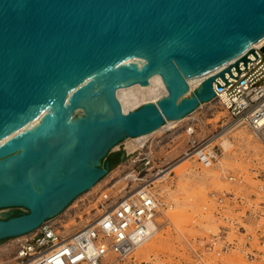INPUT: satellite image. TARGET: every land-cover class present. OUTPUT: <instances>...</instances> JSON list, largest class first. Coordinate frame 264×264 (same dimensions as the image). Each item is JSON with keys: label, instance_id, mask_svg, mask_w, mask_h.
Instances as JSON below:
<instances>
[{"label": "water", "instance_id": "obj_1", "mask_svg": "<svg viewBox=\"0 0 264 264\" xmlns=\"http://www.w3.org/2000/svg\"><path fill=\"white\" fill-rule=\"evenodd\" d=\"M263 35L264 0H0V209H25L0 219V241L91 188L122 139L212 100L224 71L189 96L186 79L245 64ZM153 73L166 94L123 112L116 89Z\"/></svg>", "mask_w": 264, "mask_h": 264}, {"label": "rangeland", "instance_id": "obj_2", "mask_svg": "<svg viewBox=\"0 0 264 264\" xmlns=\"http://www.w3.org/2000/svg\"><path fill=\"white\" fill-rule=\"evenodd\" d=\"M162 96L159 89L157 97ZM125 106L131 108L130 104ZM231 122L214 99L140 140L122 139L109 154L117 163L61 212L75 208L76 218L70 223L79 226L96 211V202L85 199L89 193L104 190L113 197L121 196L124 180L118 165L127 152L142 145L150 149L154 164L167 170L166 176L153 185L161 201L157 231L141 245L149 246L138 247L127 258L111 255L112 264H194L192 250L203 254L208 264H264V133L259 138L240 123L207 146L215 154L210 166H203L196 156L173 166ZM14 209L25 212L23 208H2L0 219L8 218ZM15 243L14 237L0 241V264L15 263L11 260ZM226 244L234 248L221 252ZM250 253L255 254L253 260Z\"/></svg>", "mask_w": 264, "mask_h": 264}, {"label": "built area", "instance_id": "obj_3", "mask_svg": "<svg viewBox=\"0 0 264 264\" xmlns=\"http://www.w3.org/2000/svg\"><path fill=\"white\" fill-rule=\"evenodd\" d=\"M263 45L264 41L244 52L245 64L239 61L237 68L234 66L241 57L238 56L212 74L224 71V79L217 76L213 82L212 100L218 101L230 120H238L260 133H264ZM227 67L229 71H225ZM204 79L197 81L187 94ZM192 156L208 167L215 154L202 146L195 148ZM118 167L124 180L121 196L113 197L104 190L89 193L85 199L96 202V211L86 222L72 226L70 221L76 218V210L66 209L45 219L34 230L14 237V264H112L111 255L125 259L147 241L156 229V216L161 209L153 185L162 169L154 164L150 149L143 146L127 152ZM229 248L234 246L223 245L221 252ZM192 252L194 264H208L203 254ZM249 255L250 259L255 258L254 253Z\"/></svg>", "mask_w": 264, "mask_h": 264}, {"label": "bare ground", "instance_id": "obj_4", "mask_svg": "<svg viewBox=\"0 0 264 264\" xmlns=\"http://www.w3.org/2000/svg\"><path fill=\"white\" fill-rule=\"evenodd\" d=\"M264 41V35L261 36L259 39H257L256 41L251 43V47L254 45H260L262 42ZM228 63V62H227ZM227 63L221 64L215 68H213L212 70L205 72L199 76L190 78V79H186L189 89H192L194 87V85L197 83V81L206 78L214 73H216L218 70H220L222 67H224V65H226ZM124 65H128V64H124ZM161 89V91L163 92V96L166 94V88L164 86V83L162 81V78L159 74L157 73H153L148 77V84L147 85H143L140 86L139 83H135V84H128L126 86H119L116 89V96L117 99L119 100L120 104H121V108L123 110V112H127L130 111L132 109H134V107L138 106V103L142 100L144 101L143 103L147 102L146 100L151 99L150 102H156L158 101L161 97H157L158 96V90ZM189 91V90H188ZM161 94V93H160ZM162 96V97H163ZM142 103V102H141ZM131 105V108L129 110H127L128 108H126L125 105ZM39 119H41V114H38ZM181 119V118H180ZM178 120V119H176ZM176 120H167L163 125H161L160 127H158L157 129H161L163 127H165V125L172 123ZM33 121V119H31L30 121H28V124H31ZM240 121L235 120L232 121L229 124H225V126H223L222 130L220 132H218L211 140H209L207 142V144L204 145L208 146L210 145V143L216 139H220L222 137H224L227 133H229L230 130H232L235 126L239 125ZM236 128V127H235ZM251 130H253V132L256 134L257 137L261 138L263 133L257 132L255 131L253 128H251ZM10 136H14L13 133L9 134ZM8 136V135H7ZM145 136V134L141 135V136H137V137H133L134 139H142ZM6 137L2 138L0 141H4ZM225 141V140H224ZM262 141V139H261ZM264 141V140H263ZM142 146V145H139ZM225 146V144H224ZM137 147V146H136ZM135 149V148H134ZM197 150V149H196ZM193 152L191 153H186L183 158H181L178 162H176L173 166L176 167L177 165H179L180 163H182L183 161H185L187 158H191ZM179 163V164H178ZM168 169V168H167ZM172 170V169H171ZM167 174V170H162L158 175L155 176L156 181L163 179ZM157 231V226L156 229L154 231V233ZM153 233V234H154ZM152 234V235H153ZM146 242V241H145ZM144 242V243H145ZM151 245V244H150ZM143 246H149V244L147 243L146 245L144 244ZM141 246V247H143ZM140 247V246H139Z\"/></svg>", "mask_w": 264, "mask_h": 264}, {"label": "trees", "instance_id": "obj_5", "mask_svg": "<svg viewBox=\"0 0 264 264\" xmlns=\"http://www.w3.org/2000/svg\"><path fill=\"white\" fill-rule=\"evenodd\" d=\"M105 160L109 161L111 168L117 163V158L110 155H108Z\"/></svg>", "mask_w": 264, "mask_h": 264}]
</instances>
